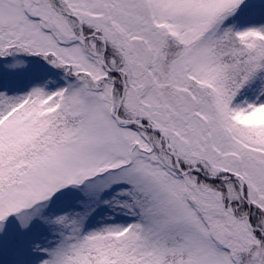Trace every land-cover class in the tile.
Segmentation results:
<instances>
[{"label":"snow or ice","instance_id":"obj_1","mask_svg":"<svg viewBox=\"0 0 264 264\" xmlns=\"http://www.w3.org/2000/svg\"><path fill=\"white\" fill-rule=\"evenodd\" d=\"M0 264H264V0H0Z\"/></svg>","mask_w":264,"mask_h":264}]
</instances>
